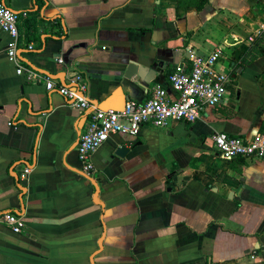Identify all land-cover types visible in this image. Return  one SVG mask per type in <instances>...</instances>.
Wrapping results in <instances>:
<instances>
[{
	"label": "crops",
	"instance_id": "1",
	"mask_svg": "<svg viewBox=\"0 0 264 264\" xmlns=\"http://www.w3.org/2000/svg\"><path fill=\"white\" fill-rule=\"evenodd\" d=\"M4 1L27 12L22 65L56 84L80 73L98 108L170 90L176 67L218 48L230 79L223 102L194 123L111 135L91 157L92 178L76 151L88 112L17 74L0 29V213L22 206L26 223L21 233L0 225V264H264V158L225 160L212 141L264 133V54L248 40L264 0ZM156 54L167 57L164 78L146 84L132 67ZM25 164L33 170L19 186Z\"/></svg>",
	"mask_w": 264,
	"mask_h": 264
},
{
	"label": "built area",
	"instance_id": "2",
	"mask_svg": "<svg viewBox=\"0 0 264 264\" xmlns=\"http://www.w3.org/2000/svg\"><path fill=\"white\" fill-rule=\"evenodd\" d=\"M20 16L21 14L0 1V29L11 37L6 49L7 59L15 65L17 74H23L28 81H44L46 89L63 96L69 107L88 112V120L78 137L76 151L82 171L92 178H95L97 173L91 157L111 135L127 133L136 137L142 127L147 125L164 128L172 122L191 124L197 121L205 110L223 102L230 73L219 66L222 51L218 48L207 55H194L186 67H176L168 75L170 90L157 84L143 102L128 100L119 109L93 106L89 101L87 82L80 73H76L69 84H56L47 75L26 69L22 65L19 56ZM263 37L264 24L254 35H250L248 40L254 42ZM27 48L33 49V44L29 43ZM170 91L175 95L170 97ZM7 124L15 126L12 121ZM212 141L225 160L264 158V133L242 137L216 132L212 135ZM32 170L31 164L21 167L15 176L19 186L26 183ZM0 225L6 226L14 233H21L26 226L24 208L19 206L16 210L0 213Z\"/></svg>",
	"mask_w": 264,
	"mask_h": 264
},
{
	"label": "water",
	"instance_id": "3",
	"mask_svg": "<svg viewBox=\"0 0 264 264\" xmlns=\"http://www.w3.org/2000/svg\"><path fill=\"white\" fill-rule=\"evenodd\" d=\"M2 2L5 4L4 0ZM156 2L158 3V1ZM167 61L168 60L165 55L156 54L153 57V60L140 61L139 66L133 65L132 69L136 71L134 75L143 78L144 82L149 84L152 80L150 75L153 76L155 73H159L160 75L158 76V80L164 78L163 72L167 66ZM147 69L149 70V76ZM127 152L128 148L126 146H121L116 149L115 154L118 156H124L127 154Z\"/></svg>",
	"mask_w": 264,
	"mask_h": 264
},
{
	"label": "trees",
	"instance_id": "4",
	"mask_svg": "<svg viewBox=\"0 0 264 264\" xmlns=\"http://www.w3.org/2000/svg\"><path fill=\"white\" fill-rule=\"evenodd\" d=\"M189 1H194V5L197 7V8H201L205 5V3L207 2V0H189ZM23 13H27L26 11H24ZM23 13H19V14H23ZM261 42H264V37L263 38H259V41H257V46L259 47V53L260 54H264V43L260 44ZM256 43V42H255ZM263 46V47H262ZM254 58V56H252V59ZM247 62L246 59H243L241 61V65H244L245 63Z\"/></svg>",
	"mask_w": 264,
	"mask_h": 264
},
{
	"label": "rangeland",
	"instance_id": "5",
	"mask_svg": "<svg viewBox=\"0 0 264 264\" xmlns=\"http://www.w3.org/2000/svg\"><path fill=\"white\" fill-rule=\"evenodd\" d=\"M170 1H176V0H170Z\"/></svg>",
	"mask_w": 264,
	"mask_h": 264
}]
</instances>
